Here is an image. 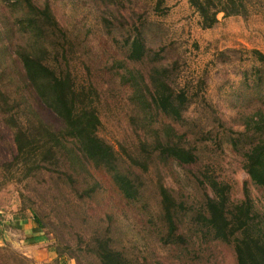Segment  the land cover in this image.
<instances>
[{
  "label": "rangeland",
  "instance_id": "rangeland-1",
  "mask_svg": "<svg viewBox=\"0 0 264 264\" xmlns=\"http://www.w3.org/2000/svg\"><path fill=\"white\" fill-rule=\"evenodd\" d=\"M47 1L71 41L69 63L76 80L88 81L96 89L97 135L120 156L119 166L138 176L140 195L135 201L124 199L101 168L90 169L96 187L89 196L77 197L60 172L44 170L18 180L17 173L2 167L15 147L0 116V206L37 215L41 226L33 250H42L41 257L33 259L24 256L14 241L3 242L0 264H99L85 247L90 237L102 235L138 264H235L231 244L212 238L193 214L213 178L228 184L232 202L243 198L245 188L253 210L264 221V191L241 167V152L252 135L243 127L257 108L264 113V62L250 53L255 49L264 54V0H240L242 15L217 12L212 28H200L199 16L187 0H134L109 23L101 19L108 10L99 2ZM15 14L0 0V29L7 41L19 38L10 35L7 24V31L4 28ZM134 26L142 29L150 49L139 61L126 58L124 44ZM1 60L0 53V67ZM155 60L167 66L168 83L187 97L183 119L173 125L187 133L196 157L190 164L170 159L165 165L148 162V170L142 172L130 166L128 155L144 157L140 142L150 139L160 119L169 120L155 112L147 114L140 108V95L134 93L135 83L149 86L147 73ZM40 113L53 121L52 114ZM160 176L187 207L176 222L175 234L182 233L181 240L167 238L158 219ZM57 248L63 251L60 258Z\"/></svg>",
  "mask_w": 264,
  "mask_h": 264
},
{
  "label": "trees",
  "instance_id": "trees-1",
  "mask_svg": "<svg viewBox=\"0 0 264 264\" xmlns=\"http://www.w3.org/2000/svg\"><path fill=\"white\" fill-rule=\"evenodd\" d=\"M2 1L16 11L14 19L4 26L7 24L11 36L19 35L16 41H7L5 32L0 29L3 58L0 116L11 131L15 147V153L2 167L7 173H17L18 180L44 170L60 172L77 197L89 196L95 190L96 183L90 169L101 168L124 199L137 200L141 186L138 176L120 167V156L97 135L100 120L96 89L88 81L76 80L69 63L71 41L58 24L48 1ZM92 1L103 4L108 10L102 12L101 19L109 23L124 14L134 0ZM187 2L199 16L200 28H212L217 23L216 13L219 11L223 16H229L242 15L245 10L240 0ZM4 28L7 31L6 26ZM143 36L142 29L134 26L133 33L124 41L127 59L139 61L146 57L150 49L144 44ZM8 44L11 51H7ZM250 53L257 61L264 62L263 53L255 49ZM167 73V66L155 60L147 73L149 86L143 85L142 81L133 85L134 93L140 95L141 109L149 115L155 112V115L169 119H160L153 125L150 139L140 142L144 157L128 155L130 166H137L142 172L148 170L150 162L165 165L170 159L179 164H190L196 157L187 133L173 125L183 119L188 100L181 89L168 83ZM40 111L52 114L53 121L45 120ZM248 120L243 130L251 131L252 135L241 152V167L250 181L264 191V113L257 108ZM155 165L154 168L158 169ZM208 188L209 191H203L193 220L212 238L231 244L235 264H264V221L253 210L247 190L243 189L241 200L232 202L228 197L227 183L211 178L208 179ZM156 190L158 219L166 229V237L173 238L174 235L181 240L183 234H175L176 222L187 207L180 195L163 184L161 176L156 181ZM31 212L33 229L38 231L40 220ZM109 241L106 235L93 236L88 239L85 249L97 258L99 264H138L137 260L128 259L123 252L114 249ZM62 253L56 249L57 258Z\"/></svg>",
  "mask_w": 264,
  "mask_h": 264
},
{
  "label": "crops",
  "instance_id": "crops-1",
  "mask_svg": "<svg viewBox=\"0 0 264 264\" xmlns=\"http://www.w3.org/2000/svg\"><path fill=\"white\" fill-rule=\"evenodd\" d=\"M33 226L31 217L25 211H12L10 207L0 206V245L3 242L14 241L24 256L38 259L42 255V250L34 251L33 243L39 239L37 236L40 232L34 230ZM50 254L45 251V256Z\"/></svg>",
  "mask_w": 264,
  "mask_h": 264
}]
</instances>
